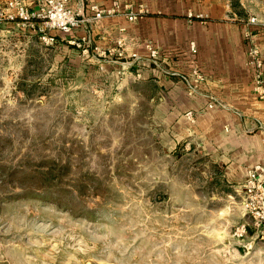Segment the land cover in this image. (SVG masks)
<instances>
[{"label": "rangeland", "instance_id": "374dc122", "mask_svg": "<svg viewBox=\"0 0 264 264\" xmlns=\"http://www.w3.org/2000/svg\"><path fill=\"white\" fill-rule=\"evenodd\" d=\"M57 38L0 22V264H264L224 167Z\"/></svg>", "mask_w": 264, "mask_h": 264}, {"label": "crops", "instance_id": "0c3cea01", "mask_svg": "<svg viewBox=\"0 0 264 264\" xmlns=\"http://www.w3.org/2000/svg\"><path fill=\"white\" fill-rule=\"evenodd\" d=\"M114 1L117 14L94 17L91 4L105 8ZM23 2L38 7L36 0ZM70 5L82 22L68 37L88 46L86 52L77 46L78 52L123 71L122 84L142 83L143 96L156 105L172 146L183 145L223 166L233 187L230 196H241L248 168L264 164V129L259 125L264 126V98L255 89L244 36L249 26L264 55V0H71ZM140 6L143 12L129 20L125 13ZM251 17L255 22L249 23ZM60 40L76 49L65 37ZM146 44L160 50L156 61ZM193 67L204 79L190 88L180 75Z\"/></svg>", "mask_w": 264, "mask_h": 264}, {"label": "built area", "instance_id": "2783aa9c", "mask_svg": "<svg viewBox=\"0 0 264 264\" xmlns=\"http://www.w3.org/2000/svg\"><path fill=\"white\" fill-rule=\"evenodd\" d=\"M36 1L37 9H31L23 0H7L6 3L0 1V22L4 19H12L29 26L39 34L40 39L47 45L56 44L57 36L60 35L65 37L68 42L82 48L83 52L88 51V46L84 44L83 40L68 37L82 22V19L71 8V0ZM118 6L117 1L105 8L91 4L95 18L117 14ZM142 12L143 9L140 6L137 10L130 9L125 14L129 20H135ZM255 20V17H251L249 23H253ZM244 36L247 43V63L254 66L255 89L260 98H264V55L256 34L251 31L249 26L244 28ZM190 46L192 52L197 51L194 42H191ZM146 47L151 59L156 61L161 54L160 50L150 44H146ZM117 55L121 56L122 51H117ZM180 77L190 88H193L203 81L204 74L198 67H193L190 73L181 74ZM212 105L210 103L208 106ZM186 114L193 117L192 111H188ZM259 125L264 129L261 122ZM241 207L243 215L250 219V223L242 224L237 234L240 236L246 234L248 224L254 229L256 235L264 240V164L257 163L248 168L241 190Z\"/></svg>", "mask_w": 264, "mask_h": 264}]
</instances>
